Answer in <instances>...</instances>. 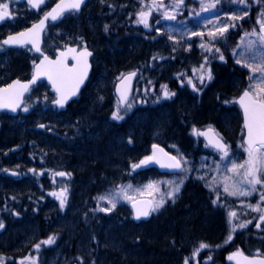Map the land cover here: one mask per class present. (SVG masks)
<instances>
[{"label":"trees","instance_id":"16d2710c","mask_svg":"<svg viewBox=\"0 0 264 264\" xmlns=\"http://www.w3.org/2000/svg\"><path fill=\"white\" fill-rule=\"evenodd\" d=\"M124 2L118 0V4ZM207 2L205 5L204 0H190V3L197 5L195 11H208V17L213 9L217 11L220 6L229 12L226 17L234 13L230 10L231 5L225 4L224 0ZM215 2V7H210ZM248 2L251 8L249 16L242 20L243 25L242 22L238 25V20L225 23H234L236 27H232V30L239 26H259L257 20L263 12L261 7L264 0ZM102 9L96 13L95 20L112 16L113 6L110 8L104 4ZM78 13L90 14L92 11L83 8ZM74 15L54 25L65 35L55 41L46 40V49L54 51L58 46L71 42L92 46L99 54L103 52L107 74L97 81L98 71L94 69L79 98L65 109H53L54 94L45 82H41L33 89L41 93L35 94L37 100L31 102L29 113L1 115L0 222L4 227L0 228V259L3 264H19L18 258L24 257L33 244L52 232L61 234L53 247L42 248L40 264H183L200 243L211 247L202 252V264H232L228 256L237 249L249 254L251 247L248 244L237 245L241 234L226 243L229 234L226 210L213 203V189L207 187L213 181L212 153L209 154L205 148L202 136L196 142L191 134L193 128L202 130L206 125L213 124L229 142L234 143L237 139L243 142V118L236 102L233 101L234 106L229 108L217 101L218 96L225 102L230 96H238L248 89L245 80L237 83L238 77L242 78L244 72L230 54L233 46L225 44L222 37L211 42L213 52L215 48L223 47L228 63H211L213 81L198 95L200 97L188 88L178 89L185 94L191 93L185 96L188 100L184 99L182 105L178 106L174 98L143 109L138 106L126 120L117 123L111 118L117 105L115 78L128 70L149 69L147 66L152 62L156 65L162 63L159 56L143 57L141 54L154 42L157 32L143 26L122 23L120 27L115 26L113 17L107 30L100 29L97 23H80V16ZM234 15L238 16L237 13ZM178 18L181 16L167 23L158 22L159 18L154 22L168 43L166 49L162 50L158 46L157 49L165 55L164 59L175 58L172 63L176 71L183 66L190 68L192 65H202L207 51L200 45L208 44V33L220 27L215 16L210 17L203 27L180 33L177 26L172 25ZM170 23V27H165ZM123 30L139 40V43L128 42L124 45V52L116 48L106 49L104 42ZM176 32H179V43L172 50L170 37H174ZM194 33H203V36ZM190 34L193 35L192 42L186 43ZM235 39L230 38V43H234ZM136 56L137 61L133 59ZM34 60V55L24 54L21 61L23 67L10 66V73L5 76L8 79L28 78ZM108 65L114 68L110 69ZM161 80L162 83L172 82L171 78L162 77ZM96 82L101 85L100 88L95 87ZM159 85L153 84L156 92L161 88ZM177 87L174 84V88ZM139 112L140 117L135 120ZM227 120L232 121V129L227 127ZM156 143L171 152L182 150L189 166L174 200L167 198L165 204L149 219L141 221L134 219L127 202H117L110 212L101 211L103 204L98 197L107 196L130 182L140 181L141 174L142 179L176 175L160 172L155 167L139 168L134 172L136 176L130 175L132 165L148 156L152 145ZM41 160L44 161L43 165L40 164ZM37 166L51 168L54 176L52 181L56 184L52 185V181L46 177L37 181L23 175V172ZM60 172L70 175H55ZM207 172L212 173L206 176ZM65 187L67 201L61 209L60 201L51 199L46 191L59 193ZM259 235L261 238L256 242L260 243V249L264 252V222Z\"/></svg>","mask_w":264,"mask_h":264},{"label":"snow or ice","instance_id":"6c2138e0","mask_svg":"<svg viewBox=\"0 0 264 264\" xmlns=\"http://www.w3.org/2000/svg\"><path fill=\"white\" fill-rule=\"evenodd\" d=\"M83 2L84 0H59V2L55 4V7H53L50 11L45 12L44 16L37 23H34L31 28L14 35H9L7 39L0 42V47L3 45L26 46L31 43L35 51L40 52L39 37L45 30L47 22L49 20L56 21L67 12L78 11ZM28 3L33 8L39 9L40 6L45 3V0H28ZM181 3H183V0H178L176 6L178 7ZM238 3L244 4L245 0H238ZM210 7H215V5H210ZM154 8L159 10L166 8V6L163 4L162 0H160L159 3H157V0H151V3L148 5V11L141 10L137 14L138 19L136 23L143 24L146 28L149 27L148 17L151 15ZM11 15L8 3H0V21H3L6 18H11ZM244 15L246 16L248 13L245 12ZM261 16L264 17V12L261 13ZM165 17L167 19H175L174 16L168 15L167 11H165ZM231 19L233 21H237L243 19V17L233 16ZM257 23L259 24L258 33L255 28L251 33H245L246 36L252 35L257 37L256 40H250L248 42L246 50L252 52V58H258L261 63L256 67H253L252 64L249 63L244 64V66L249 68L251 73H253L248 77L249 81H255V83H250L248 89H246L239 98V103L244 114V128L247 130L244 145H246L245 151L247 152L248 158L242 164H236L233 162L232 167L227 169V171L232 174L231 176H224L222 181H216V178H213L215 183H223L224 192L230 196H249L256 190L257 185L264 186V19H258ZM231 27H236V25L233 23ZM105 28L107 30V25ZM228 29L229 26L225 25L222 28H218L215 32H209V43H202L200 47L211 52L213 50V46H210L211 42L217 40L219 37H223ZM193 35L203 36V33H194ZM237 47L239 48L240 45H237ZM215 52L220 53V49L215 48ZM257 53L258 56L256 55ZM90 55L91 53L88 52L86 48L79 52L76 48H66L65 51L58 54L56 60H51L49 57L44 56V59L41 60L39 64H35V72L33 73L30 81L27 83H21V81L16 80L12 84L8 85L7 88H0V109H9L15 112L18 108H20L22 106V98L24 94L30 91L31 85L35 84L41 76H47L52 82L53 88L56 90L57 99L52 101V103L59 107H64L65 103L77 94L80 85L84 82L89 67L87 58ZM69 57L76 61V64H74L71 68H69L66 63ZM219 59L224 60L222 53L219 55ZM207 62L206 57L205 63L207 64ZM236 62L241 63L240 60H237ZM203 69L204 65H201V70ZM135 75L136 73L134 72L129 73L127 76L121 74L120 85H117V92L121 93L120 100L118 102L117 111L112 114L113 118L116 120L123 119V117L119 114L120 106L124 105L128 98L127 90H122L121 86L126 83L130 84L131 78ZM205 78L208 80L212 79L210 68L207 69L206 73L200 75L199 79L201 84L204 83ZM69 83H71V87H67V84ZM188 83L192 84V80L189 79ZM192 86L195 89V85L193 84ZM161 88L163 90L164 98H171V96L175 95V93H171L167 90L166 85H162ZM127 107L131 108V104H127ZM23 110L28 111V107L24 106ZM40 127H44V125H40ZM192 133L196 136H203L207 141L206 146H212L220 151L222 160L229 156L228 146L222 142V138L211 125L203 131L193 128ZM152 149L153 151L151 155L145 156L138 164L132 165L133 170L146 166L152 162L159 163L161 167L182 169V161L177 156H170L168 153L164 152V149L160 148L159 145L156 144L152 145ZM184 163L187 162L184 161ZM13 174L15 175L16 173ZM55 175L65 176L70 175V173L60 172ZM234 177H240V179L234 180ZM200 179H203V177H200ZM169 183L172 184L173 182ZM182 183L183 181L180 182V184ZM180 184H173L171 189L166 193V196L174 200L175 195L180 191ZM245 184L249 187H243ZM131 187V185H127L126 187L121 186L118 189V192L123 193V198L132 203L136 219L148 217L152 212L159 210L166 202L165 194L161 193V189L157 182H150L144 186L143 190H136L137 192H141V194L147 192L151 199L146 200H136L133 197L128 196L127 189H130ZM207 187L213 189V184L209 183ZM156 193H160L159 199H156ZM51 195L56 196L59 199L60 207L63 209L67 201V188H62L59 193L53 192ZM98 200H107V202L111 205L110 208L100 209L101 211L110 212L116 207L113 197L101 195L98 197ZM260 200L264 201V192L261 193ZM213 203H216V201H213ZM248 207L253 211L260 212L261 215L259 219L264 221V208H261L259 204H249ZM228 216L229 223L231 224V231L228 236V241H230L232 239V232H235L237 228H245L248 223H251V221L232 224V220L237 218V213L235 211H231ZM259 226L260 225L257 224V227ZM3 227V223L0 222V228ZM55 239V235L49 236L46 240L34 245V247L39 250L41 244L51 245L55 242ZM206 247H208V245L201 243L199 248L196 249V252H199L200 249ZM30 259H32V264H35V259ZM209 259H211V257H209ZM228 259L230 261H235V264H264V255H262L259 251H257L253 256H247L242 250L237 249L228 256ZM0 264H3L2 259H0ZM185 264H188L187 258L185 259Z\"/></svg>","mask_w":264,"mask_h":264},{"label":"rangeland","instance_id":"374dc122","mask_svg":"<svg viewBox=\"0 0 264 264\" xmlns=\"http://www.w3.org/2000/svg\"><path fill=\"white\" fill-rule=\"evenodd\" d=\"M8 1L9 2L12 1L16 8H18L16 6V4H18L19 2H24L23 0H8ZM159 2H160V0H157V3H159ZM162 2L166 6V8L159 9V10H156L154 8L151 12V15L148 17L149 27H147V30H154V32H157V34L162 33L161 30L157 29L156 24H154V22H156L157 18H159V19H157L158 22H161V21L162 22L165 21V23L171 22V19H167L165 17V11H167L168 15L174 16L175 18L181 16V18L174 20L172 22V25H176L177 26L176 29L179 30L180 33H182V31H186V30L190 31L195 27L196 28L197 27L198 28L203 27V25H206L205 22L207 20H210V17H215V16L217 17V24L220 26L219 28H222L226 25L225 23L227 21L232 20L231 17L235 16L234 13H237L238 16L243 17V19H240L237 21V24L239 25L242 22V20H244L247 16H249V12H250V8H251V5H249L248 0H245L244 4L238 3V0H229L228 2L226 0H224L225 4L231 5L230 10L233 11L234 13H231L230 16L226 17L229 12H225L226 11L225 8L224 7L222 8V6H220L217 9V11H215L213 9L210 12L211 15L208 17V15H209L208 11L207 12L204 10H203V12L195 11V9H196L195 6H197V5H193L192 3H190V0H183V3L179 4L178 7L176 6L178 3V0H162ZM204 2H206L205 5L208 4L207 0H204ZM124 3H129V2H127V0H125ZM150 3H151V0H130L129 6L131 7L132 11H130L127 16L129 17V16L133 15V19L131 20L132 25L144 27L143 24L136 23V21L138 19L137 14L141 10L148 11V5ZM213 4H216V2L212 3L211 5H213ZM261 10L264 12V5L261 7ZM245 12H247L248 15L245 16L244 15ZM28 14H26L24 16L26 17V16H28ZM206 17H208V18L206 19ZM223 18H228V19H223ZM260 19H264V17L260 16ZM113 24L115 26H119V25L121 26V24L118 23V21H116V20L113 22ZM232 24L228 25L230 27L221 39L225 44H229V45L233 46V49L230 50V52H231L230 54L233 56V59L235 60V62L237 60L241 61V63L236 62V64L240 68V70H242L244 72V75L242 76V78L238 77L237 83L242 82V80H245V83L247 82V85L249 87V84L250 83L254 84L255 81H249L248 77L250 75H252L253 73H251V70L249 68L245 67L244 64L249 63V64H252L253 67H256V66L260 65L261 61L258 58L253 59L252 58L253 53L246 50V46H247L248 42L250 40H256L257 37L252 36V35L246 36L245 33L246 32L251 33L254 28L256 29V31L258 33L259 32V26L255 27V26H253L254 24L252 26H245V27L239 26V27H237V29L232 30L233 29L231 27ZM241 25H243V22ZM170 26H171V23L169 25H166L165 27H170ZM188 27H190V29H187ZM153 28H155V29H153ZM242 30H244V31H242ZM239 32H241V33L239 34ZM175 34H178V33H175ZM237 35H238V37H237ZM232 37H235L236 41L231 44L229 40ZM192 38H193V35L190 34L189 37L187 38L186 43H191ZM110 39H113V37ZM170 40H171L170 48L172 50H174L179 43V38H176L174 40V37H170ZM237 45H240V47L238 48ZM219 49H220V53H217L215 51L213 52V50L211 52L206 50L207 53H206V55L202 61L203 62L202 65H204L203 70H201V65H199L198 67H195V68L192 67L190 70H180L175 74V77L178 78L179 81H181L183 84L188 85L196 93H202L212 83L213 74H212V70H211L212 79L208 80L207 78H205V81L203 84H201V82H200V79H199L200 75L206 73L207 69H209V68L211 69L210 65H211V63H213L215 61L218 63H221V64H226V65L228 63L227 57L225 56V51H223V47H219ZM234 51H235V54H234ZM0 52L3 53L5 58H6V56H10V54L8 53L9 51L4 50L3 47H0ZM105 53H106V51H104V54ZM221 53L224 56V60L219 59V55ZM241 53H243V54H241ZM98 55L99 56L96 58L95 64L99 68V72H97L98 73L97 78L100 80V78H103L104 75L107 74V71L104 70L105 65L102 63L101 57H103V52L100 51V54H98ZM256 55L258 56V53ZM206 57H207V61H208L207 64L205 63ZM158 59H159V61L162 60V56H159ZM162 66H160V64L159 65H156L155 63L153 64V62H152L148 66L149 69L146 68L147 70L141 72V75L139 76V79L137 81L134 93L132 95V99L130 101L131 108H128L127 106L126 107L120 106V113L119 114L123 117V119H125L127 117V115L133 113L134 110L138 106L145 105L148 102H154L157 104V103H160L163 101H168V100L174 99L175 95L171 96V98H164L163 97V90H161V92L158 93L153 89V79L151 77L150 70L156 69L159 72L160 70H162ZM163 67H167V66L164 65ZM124 73H127V72H123L121 74H124ZM121 74L115 78V81L121 77ZM189 79L192 80V84L188 83ZM193 84L195 85V89L192 86ZM100 86L101 85L97 84V82H96L95 87L100 88ZM167 90L171 93H175L169 87H167ZM38 92H40V91L37 90L36 92H34L32 90L30 92V94L28 95V98H27L26 104H25V106L28 107V111H24L22 109L18 113L13 114V116H17L18 114L29 113L31 111V105L30 104L34 100H37V98H36L37 95L35 96V94ZM50 92L53 93V91L51 89H50ZM44 98L46 99L47 96H45ZM54 99H55V94L53 96V101H54ZM236 99H237V96H233V95L230 96V98L224 102L225 106H227L229 108L233 107L234 106L233 101L236 102ZM117 107H118V100H117V105H116L113 112L117 111ZM53 109H56V107L54 106ZM56 110H59V109L57 108ZM112 118H113V115H112ZM123 119H121V120H123ZM121 120H118V121H121ZM227 121H229V120H227ZM231 123H232V121L230 120L228 123L229 126H227V127L232 129ZM212 126L215 127L214 125H212ZM218 133L221 134V136H223V138L226 139V141H228L224 134H222L219 131H218ZM193 136L196 140H198L200 138V136H196V135H193ZM245 147H246V145H244V142H241V140H239V139H237V141L234 143L229 142V156L222 160L220 152H218L217 150H215L213 148L206 146V144H205V148L208 149L209 154L212 153V154H210V156H211L212 162H214V174L211 176V179L213 180V178L215 177L216 181H222L224 176H226V175L231 176L232 174L230 172H228L227 169L232 167L233 162H235L236 164H242L248 158L247 152L245 151ZM175 154L181 159L182 165H183L182 169H180L179 172L175 173L176 175L169 176V177H151L149 179H142V174H141L140 175V181H136L134 183L130 182V183L124 185L125 187L127 185L132 186L130 189H127V195L130 197H133L134 199L139 198V197H150L147 194V192H144L143 194H141V192H137L136 190L137 189L143 190L144 186L149 184L150 182H157L159 184L160 189H161V193L165 194V200H167L168 197L166 196V193L171 189L173 184H180V182L183 181V179L185 178V176H183V174H187L188 168H189L187 163H184V161H186V160L183 158V156L180 153H178V151L175 152ZM43 163H44V161L41 160L40 164L43 165ZM138 169L139 168H137L135 170H138ZM32 170H34V171H32ZM135 170H133L130 173L131 176L134 175ZM1 172L2 171L0 170V173ZM209 173H212V172H209ZM209 173L207 172L206 176H208ZM23 175L29 176V177L37 180V181H40L43 177H46V178L50 179L51 181L54 178L53 170L51 168L45 167V166H43V167L37 166L36 168L32 167L28 171L23 172ZM134 176H136V175H134ZM239 179H240V177H234V180H239ZM137 180H138V177H137ZM169 182H173V183L170 184ZM211 183L213 184V189H214V190H212L213 196H214L213 201H216L215 204L223 207L226 210L227 225L229 227V234L231 231V224L229 223V216H228L229 212L235 211L237 213V218H234L232 220V224H239V223L251 221V223H248L245 228H237V230L235 232H232L231 233L232 239L230 241H228V238H227L226 243L232 242L238 234H241L240 241L237 244L238 246H241L243 243L248 244L249 247H251L250 254H256V252L259 251L262 255H264V252L260 249V243L256 242V240H260V238H261V236L259 235V232L262 229V224L264 221H261L259 219V217L261 215L260 212L253 211L251 208L248 207L249 204H251V205L259 204L261 208H264V201L260 200L261 193L264 192V186L257 185L256 190L253 191L252 194L249 196H230L224 192L222 182L221 183H215L214 181H212ZM51 184L55 185L56 182L52 181ZM180 187H181V184H180ZM243 187L247 188L249 186L245 184V185H243ZM51 193H53L52 190L46 191V194L51 199L58 201L59 199L56 196L51 195ZM123 195H124L123 193H119L118 190L116 189V190L111 191L110 194H108L107 196L113 197L115 203L127 202L130 204L131 202L124 199ZM155 197H156V199H159L160 193H156ZM101 204H103L102 205L103 208H110L111 207V205L107 202V200L101 201ZM99 207L101 208V206H99ZM257 224H259L260 226L257 227ZM229 234H228V236H229ZM49 236H53V235H49ZM48 237L42 238L37 243L33 244L31 246V249L29 250V252L24 257L18 258L17 262L19 264H22V262H23V264H32V259H30V258H34L35 264H40L42 248L52 246L53 244H55V242L51 245L41 244V247L39 250H37L34 247V245L41 243L42 241L46 240ZM55 237L57 238V235H55ZM56 240L57 239H55V241ZM199 245L194 248V250L191 253V256L187 259L188 264H202L200 261V256H201L202 252H205L211 248L208 245V247L200 249L199 252H196V249L199 248Z\"/></svg>","mask_w":264,"mask_h":264},{"label":"bare ground","instance_id":"6f19581e","mask_svg":"<svg viewBox=\"0 0 264 264\" xmlns=\"http://www.w3.org/2000/svg\"><path fill=\"white\" fill-rule=\"evenodd\" d=\"M5 0H0V3H4ZM59 2V0H45V3L43 5L40 6V11L41 13L39 14L38 17H36V15L34 13H31L28 15V17H24V16H17L19 17L23 24L27 23V25L17 31H12L10 33H4V34H0V42H2L3 40H5L9 35H14L16 33H19L21 32L22 30L26 29L27 27H29L30 25H32L34 22L40 20L43 16H44V13L45 12H48L50 11L53 6ZM129 2V1H128ZM130 3V2H129ZM129 3H120L118 4V0H86V2L84 3V5L82 6L81 10L83 8H87V9H90L92 11V13L90 14H84V13H78L80 11H77V12H67L64 14V16H62L60 19L56 20V21H49L48 22V26L46 27L45 31H44V40H43V46H42V51L47 53L49 52L50 50L49 49H46L45 47V44H46V40H50V41H55L56 39H61L63 37V35H65L61 29L57 28L56 24L60 23L62 20L66 19V20H69L70 17H71V14H75L74 16L75 17H79L80 16V23H84L86 21H89L91 23H97L100 27V29L105 28V26L107 25V29L109 27V22H111V17L114 18V20L118 21L119 23H122V25H131V16H127L128 13L131 10V7L129 6L130 4ZM106 4L107 6H109L110 8L113 6V10H112V16L108 19V18H103V17H99V20H95L96 18V13L97 12H101L103 11L102 7L103 5ZM91 19V20H90ZM96 21V22H95ZM123 27V26H122ZM94 28L97 30V27L94 25ZM125 30H127V28L124 26ZM125 30H123L122 32H120L121 34L119 35H116L113 39H110V41H105L104 42V45L106 46L107 49H111V50H116L118 49V51H121V52H124L125 51V47L124 45L127 44L128 42L129 43H133V44H138L139 43V40H137L135 37H132L130 36L129 34H126ZM65 32V31H64ZM139 32V31H138ZM125 33V34H124ZM179 34V32H176ZM178 34H175L174 33V40L176 38H178ZM140 37H141V33H140ZM154 42L149 46L147 47V49H145L144 51H142V56L143 57H152L154 55H157V56H162V63L160 64V66H164L166 65L167 67H163L162 66V70H160L159 72L156 70H150V74H151V77L153 79V84H155V86H158L160 84V82L162 81V77L163 79L165 78H171V81L172 82H166V83H162L159 85L162 86L163 84L166 85L167 87H169L173 92H175V96L174 98H176V104L179 106V105H182L184 101V99H187L186 95L189 94L190 92H188L187 94H185L184 92L182 91H178V89H189L191 92H194L196 93L194 90H192L188 85L186 84H183L181 81H179L178 78L175 77V74L178 72L176 71L174 68H173V61L175 60V58H167V59H164L165 55L159 51L157 49V46L160 47L162 50L166 49L167 48V38L166 36L163 34V33H160V34H157L155 37H154ZM58 44V43H56ZM68 45H72V46H78L79 49H82V48H90V50L93 51V56H92V63H93V71H92V74L94 72V69H97V71L99 72V68L98 66L95 64L96 63V58L99 56V52L96 51L95 48H92V46H81L79 44H76L74 42H71L69 44H65L64 46H58L56 49H54L55 53L57 52V50L59 49H65L66 46ZM3 47V46H2ZM23 50L22 51H18L17 53H13L11 54L10 56H6V58L4 57L3 53L0 52V73L2 75H7L10 73V71L8 70V68L11 66L13 67L14 65L17 66V67H21V61L23 60V55L24 54H30V55H34V54H37L34 49L32 48V46L30 45H26V46H23ZM7 50V49H5ZM39 55V54H38ZM41 56V55H40ZM101 57V56H100ZM36 56H35V60L33 61V66L39 61L40 58H38V60H36ZM102 58V63L106 66V61L103 57ZM135 61L138 60V57H134L133 58ZM5 64H2L4 62H6ZM104 66V68H105ZM23 67V65H22ZM21 67V68H22ZM148 67V66H147ZM192 67H196L194 65H192L190 68H188V66H183L182 68H180V70H190ZM108 68L110 69H113L114 67H112L111 65H108ZM23 70V69H22ZM34 70V68H33ZM133 71H136L138 73V76L139 77L141 75V72L147 70L146 68L144 69H132ZM132 70H128L126 72H129V71H132ZM179 70V71H180ZM18 71V70H17ZM119 80V79H118ZM116 80V83L117 81ZM97 81H99V79H97ZM115 83V85H116ZM174 84H176L178 87L177 88H174ZM162 90V88H160L159 91H157L158 93H160V91ZM114 92H115V86H114ZM185 94V95H184ZM191 94V93H190ZM198 95H201L202 93H196ZM80 96V95H79ZM79 96L77 98H79ZM186 96V97H185ZM200 97V96H198ZM76 98V99H77ZM75 99V100H76ZM173 100V99H172ZM188 100V99H187ZM74 101V100H73ZM72 101V102H73ZM170 101V100H168ZM217 101L220 102L222 105L225 106L224 104V101L219 98V96L217 97ZM71 103V102H70ZM69 103V104H70ZM156 103L154 102H148L147 104L145 105H142L140 106V109H143V108H147V107H151L153 105H155ZM145 110V109H144ZM142 110V113L143 111ZM133 113L127 115V117L123 120H126L130 115H132ZM140 117V112L138 113V115L135 118V120H138ZM112 118V117H111ZM114 121H116L117 123H120L122 122L123 120L121 121H118V120H115L114 118H112ZM209 125H213V124H208L206 125V127H208ZM213 127V126H212ZM197 129V128H196ZM192 134V132H191ZM193 136V134H192ZM194 137V136H193ZM194 140L196 142H198L195 138ZM199 140V139H198ZM157 144V143H156ZM161 145V144H160ZM172 153H175V152H172ZM178 153L182 154L183 156V152L182 150H179L178 149ZM184 158V157H183ZM141 169V167H140ZM153 214V213H152ZM152 214L150 215V217L152 216ZM149 217V218H150ZM147 218V219H149ZM147 219H142V220H147ZM141 221V220H140ZM50 235H57V238H59L60 234L59 232H52V233H49ZM49 236V235H48ZM46 238V237H45ZM55 244H53L52 246H49L47 248H51L53 247ZM191 256V254L187 257V259ZM183 264H185V260L183 262Z\"/></svg>","mask_w":264,"mask_h":264},{"label":"water","instance_id":"95a60500","mask_svg":"<svg viewBox=\"0 0 264 264\" xmlns=\"http://www.w3.org/2000/svg\"><path fill=\"white\" fill-rule=\"evenodd\" d=\"M85 2H86V0H84V2L81 4V7H80V9H79L78 11L81 10V8H82V6L84 5ZM57 3H58V2H57ZM53 7H55V5H54ZM76 12H77V11H76ZM38 21H39V20H38ZM38 21H36V22H34V23H37ZM49 21H51V20H49ZM49 21H48V22H49ZM48 22H47L46 27L48 26ZM34 23H33V24H34ZM33 24H32V25H33ZM32 25H30V26L27 27L26 29L22 30L21 32L26 31L28 28H31ZM45 29H46V28H45ZM44 31H45V30H44ZM44 31L40 34V37H39V47H40V52L35 51V49L33 48V46H32L31 43L27 44V45L32 46V48L34 49V51H35L37 54L41 55L39 61H38L36 64H39V63L41 62V60L44 59V56L49 57V59H51V60H56L58 54H59L60 52H62V51H65L66 48H76L78 52H79V51H83V50L85 49V48L79 49L78 46L68 45V46H66L65 49H59V50H57V52H56V56H55V57H52V56L49 55L48 53H45V52L42 51L43 40H44ZM6 39H7V38H6ZM5 46H8V47H23V46H14V45H5ZM86 49H87L88 52L91 53V55L87 58L88 65H89V67H88V72H87V76L85 77L84 82L80 85L77 94H76L75 96L71 97V98L65 103L64 107H59V106H57V105L54 104L56 107H58V108H60V109H63V108H65V107H67V105H68L70 102H72L73 100H75V99L80 95V93H81L82 90L85 88V86L87 85L88 81H89L90 78H91L92 71H93V63H92L93 51L90 50V48H88V47H86ZM66 63H67V65H68V67L71 68L74 64H76V61L73 60L71 57H69L68 60L66 61ZM34 72H35V65H34L33 73H34ZM133 72L136 73V75L133 76V77L131 78L130 84L126 83L125 85L121 86V87H122V90H125V89L127 90V97H128L126 103H125L124 105H121V106H123V107L127 106V104H129L130 101H131L132 94H133V90H134V87H135V84H136V81H137V76H138V73H137L136 71H129V72H127V73L124 74L125 76H127L129 73H133ZM32 76H33V74H32ZM32 76H31L29 79L15 78V79L11 80L10 83H8L7 85H2V86H0V88H7L8 85L12 84V83H13L14 81H16V80L21 81V83H27L28 81H30V80L32 79ZM120 78H121V77H120ZM120 78H119V80L117 81V83H116V85H115V95H116L118 101L120 100V95H121V93L117 92V85H120ZM41 81H45V82H47V83L49 84V86L51 87L52 91H53V92L55 93V95H56V98H55V100H56V99H57V93H56V90L53 88V86H52V82L48 79L47 76H41V77H39L38 80H37V82H36L35 84L31 85V87H30V91L32 90L33 87H35V86H36L39 82H41ZM67 87H71V83L67 84ZM245 90H246V89H245ZM245 90H244V91H245ZM30 91L24 94V96H23V98H22V106H21L20 108H18L15 112H13V111H11V110H9V109H0V115H1L2 113H4V112L17 113L19 110H21V109L25 106L26 97H27V95L30 93ZM244 91H243V92H244ZM243 92L237 97L236 102H237V104H238V106H239V108H240V110H241V113H242V118H243V129H244L243 141H244V139H245V137H246V135H247V130L244 128V114H243V109L241 108V105H240V103H239V98H240V96L243 94ZM206 129H207V128H206ZM214 129H215V128H214ZM204 130H205V129H204ZM202 131H203V130H202ZM215 131H216V129H215ZM216 132H217V131H216ZM217 133H218V132H217ZM218 134H219V133H218ZM219 136L222 138V142L228 146V150H229V144L226 142V140H225L220 134H219ZM203 138H204V137H203ZM204 140H205V142L207 143V141H206L205 138H204ZM156 145H159V147L162 148V149H164V152L168 153L170 156H176L174 153H172V152H170L169 150H167L164 146H162V145H160V144H156ZM209 147L215 149V148L212 147V146H209ZM215 150H217V149H215ZM152 151H153V149H152ZM217 151H218V150H217ZM218 152H220V151H218ZM220 153H221V152H220ZM151 154H152V153H151ZM177 157H178V156H177ZM178 158H179V157H178ZM149 167H156V168L159 169L160 171L168 172V173H172V172H176V171H179V170H180V169H172V168L161 167L159 163H155V162H152V163H150V164H148V165H146V166H142V168H149ZM142 199L146 200V199H151V198H150V197H139V198H137L136 200H142ZM130 207H131V209H132V211H133V215H134V218H135V210H134L133 207H132V203H130ZM151 214H152V213H151ZM151 214H150V215H151ZM150 215H149L148 217H141L140 219H136V218H135V219H136V220L147 219V218L150 217ZM244 254L247 255V256H253V255L246 254V253H244ZM231 263H232V264H235V261H231Z\"/></svg>","mask_w":264,"mask_h":264},{"label":"flooded vegetation","instance_id":"af4514ba","mask_svg":"<svg viewBox=\"0 0 264 264\" xmlns=\"http://www.w3.org/2000/svg\"><path fill=\"white\" fill-rule=\"evenodd\" d=\"M23 1L24 2H19L18 4H16V6L18 7V8H16L12 1L9 2L8 0H5L4 3H8L9 11L11 12L12 15H11V18H6L3 21H0V34L10 33L12 31H17V30H19V29H21L27 25V23L23 24L22 20L17 16H24L28 13L29 14L34 13L36 15V17L39 16V14L41 13L40 8L39 9L33 8L28 3V0H23ZM27 17L28 16H26V18ZM3 48H4V50L7 49L9 51L8 53L11 55V54L16 53L18 51H22L24 47H8V46L3 45ZM47 53L49 55H51L52 57L56 56L55 51H49ZM34 56L37 57L36 60H38V58H40V55H38V54H34ZM33 68H34V66H33ZM32 73H33V70H32ZM32 73L26 79H29L32 76ZM13 79H15V78H13ZM13 79H8V77H6L5 75H2L0 73V82L2 81L0 86L10 83V81Z\"/></svg>","mask_w":264,"mask_h":264}]
</instances>
